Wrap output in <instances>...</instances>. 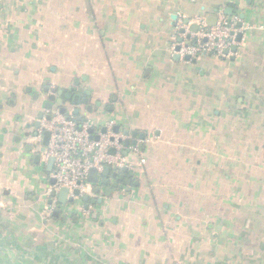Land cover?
<instances>
[{
	"label": "crops",
	"instance_id": "0c3cea01",
	"mask_svg": "<svg viewBox=\"0 0 264 264\" xmlns=\"http://www.w3.org/2000/svg\"><path fill=\"white\" fill-rule=\"evenodd\" d=\"M221 13L235 55L177 59L179 20ZM52 91L136 153L86 202L52 196ZM0 264H264V0H0Z\"/></svg>",
	"mask_w": 264,
	"mask_h": 264
},
{
	"label": "built area",
	"instance_id": "2783aa9c",
	"mask_svg": "<svg viewBox=\"0 0 264 264\" xmlns=\"http://www.w3.org/2000/svg\"><path fill=\"white\" fill-rule=\"evenodd\" d=\"M238 23V17L230 19L221 13L215 24L209 25L206 20L199 19L196 22L197 30L191 31L195 23L182 17L176 25L179 35L172 42V53L180 59L189 57V60L201 56H233L235 52L231 49L239 43L237 35L242 36L246 31L242 24L237 27ZM181 30L183 33H180ZM50 111V120L41 121L38 135L41 136L43 131L50 134L42 155L45 161L53 159L50 177L55 181L52 186L54 190L66 188L69 196L78 190L83 197L89 185L87 178L91 169L101 172L105 168L115 170L132 167L136 153L129 157L121 154L123 145L120 137L112 133L111 124L96 140L90 133L92 129L89 121L77 122L72 116L60 115L59 109L52 114ZM133 151L136 152L135 149ZM138 163L144 165L145 159L138 158Z\"/></svg>",
	"mask_w": 264,
	"mask_h": 264
},
{
	"label": "water",
	"instance_id": "95a60500",
	"mask_svg": "<svg viewBox=\"0 0 264 264\" xmlns=\"http://www.w3.org/2000/svg\"><path fill=\"white\" fill-rule=\"evenodd\" d=\"M185 23H186V21H185ZM241 22L240 23H238L237 24V27H241ZM192 29H197V26L196 25H192L191 26V30ZM180 33H183V31L181 30L180 31ZM241 35L239 34V35H237V37H236V40L239 42L240 41V39H241ZM237 50V47H232V49H231V51L232 52H235ZM177 59L179 58L178 56L176 57ZM185 60H189V57H186L185 58ZM53 93H52V96L50 97V99H49V102L45 105V109L47 110V111H50V110H52V104L54 103V102H56V104L57 105H62L63 104V101H62V99H61V96H62V92L61 91H58V95H59V100H56L55 99V96H54V93H55V91H52ZM66 96V95H65ZM68 95H67V99H68ZM66 98V97H65ZM73 103L76 105L77 103H78V100H77V97H74V99H73ZM59 114L60 115H65V109L62 107V108H60L59 109ZM73 115L74 116H76V115H78V110H75L74 112H73ZM43 119H45L46 121H48V120H50V115H47V116H39V118H38V120L35 122V124H34V135H38L39 134V130H40V128H41V121L43 120ZM76 120H77V122H80V118H76ZM90 133H92V130L90 131ZM125 135H128V132H125ZM41 136H42V147H41V152H44V149H45V147L48 145V141H49V138H50V134L47 132V131H43L42 133H41ZM125 147H127L128 146V141H126L125 143ZM112 152V151H111ZM40 157V155H37V157H36V159H38ZM47 164H48V171H51L52 170V165H53V159L52 158H49L48 160H47ZM122 172L123 173H126L127 172V169L126 168H124L123 170H122ZM101 174L104 176V177H107L108 175H109V169L108 168H105V169H103V171L101 172ZM97 175H98V171L96 170V169H91L90 171H89V173H88V178H87V182L90 184V185H95V184H97ZM112 176L113 177H115L116 176V174L114 173V174H112ZM122 177H120V179H121ZM107 180L106 179H104V180H102V184H107ZM54 183H55V181L54 180H52V185H54ZM96 192H98V190L96 191ZM109 192H110V189H107V191H106V194L108 195L109 194ZM52 196L53 197H56V196H58V198H59V202H60V204H66L67 202L68 203H71V202H73V200H74V198H80L81 196H80V194H79V192H78V190H75L74 192H73V195H71V196H69L68 195V190L66 189V188H61L60 190H58V191H53L52 192ZM82 198V197H81ZM88 200V198L87 197H83V201L84 202H86ZM98 202H100V201H98ZM94 203V202H93Z\"/></svg>",
	"mask_w": 264,
	"mask_h": 264
},
{
	"label": "rangeland",
	"instance_id": "374dc122",
	"mask_svg": "<svg viewBox=\"0 0 264 264\" xmlns=\"http://www.w3.org/2000/svg\"><path fill=\"white\" fill-rule=\"evenodd\" d=\"M184 18V17H183ZM199 58V57H198ZM198 58H196V59H198Z\"/></svg>",
	"mask_w": 264,
	"mask_h": 264
}]
</instances>
